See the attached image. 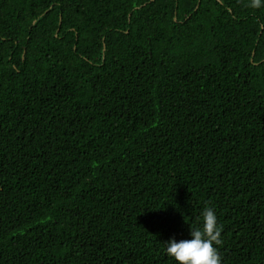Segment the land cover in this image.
<instances>
[{
	"label": "trees",
	"instance_id": "obj_1",
	"mask_svg": "<svg viewBox=\"0 0 264 264\" xmlns=\"http://www.w3.org/2000/svg\"><path fill=\"white\" fill-rule=\"evenodd\" d=\"M0 0V264H174L205 207L264 264V6Z\"/></svg>",
	"mask_w": 264,
	"mask_h": 264
},
{
	"label": "clouds",
	"instance_id": "obj_2",
	"mask_svg": "<svg viewBox=\"0 0 264 264\" xmlns=\"http://www.w3.org/2000/svg\"><path fill=\"white\" fill-rule=\"evenodd\" d=\"M248 6L259 9L264 6V0H249ZM221 231L214 208L205 207L197 224L188 225V238H169L162 243L163 252L174 264H221L215 247L221 244Z\"/></svg>",
	"mask_w": 264,
	"mask_h": 264
}]
</instances>
